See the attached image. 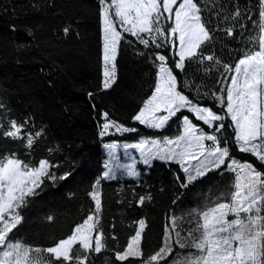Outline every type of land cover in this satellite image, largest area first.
Listing matches in <instances>:
<instances>
[{
    "label": "snow or ice",
    "instance_id": "6c2138e0",
    "mask_svg": "<svg viewBox=\"0 0 264 264\" xmlns=\"http://www.w3.org/2000/svg\"><path fill=\"white\" fill-rule=\"evenodd\" d=\"M31 9L56 13L58 3ZM95 11L100 79L87 96L114 89L120 58L131 51L152 69L131 121L158 131L175 124L176 133L121 143L112 137L138 128L98 110L97 136L111 142L85 190L90 206L68 232L34 243L22 232L26 210L87 161L64 155L47 124L34 113L16 114L0 97V264H98L104 253L103 264H264V0H96ZM77 24L67 22L63 37L78 38ZM120 149L130 162H122ZM156 161L176 169L161 241L148 244L149 220L140 216L121 244L116 223L104 220V182L133 178L136 187L120 186L116 202L143 208L155 194L138 165L150 169ZM198 184L195 206H186Z\"/></svg>",
    "mask_w": 264,
    "mask_h": 264
},
{
    "label": "trees",
    "instance_id": "16d2710c",
    "mask_svg": "<svg viewBox=\"0 0 264 264\" xmlns=\"http://www.w3.org/2000/svg\"><path fill=\"white\" fill-rule=\"evenodd\" d=\"M43 0H0V97L18 115L34 113L36 122L48 125L49 136L58 143L63 154L74 158L79 167L75 176L63 187L49 186L26 210L27 223L23 234L34 243L46 244L49 237L66 233L79 222L83 209L90 206L85 190L92 179L99 174L105 163L104 144L109 138L97 136L98 110H109L114 118L127 121L128 126L138 128L136 133L115 134L112 139L121 143L136 142L141 137L174 135L176 125L165 130H154L132 122L130 117L141 97L151 84L152 69L148 62L126 52L119 61V82L114 89L97 95L95 100L87 96L96 91L100 79V31L96 15V0H57L58 11L51 13L33 12L31 5ZM77 21L79 37L64 38L63 26ZM15 26V31L12 26ZM32 28L34 35L27 30ZM25 45V47H20ZM236 47V45H233ZM97 105L93 110L92 104ZM44 145H40L42 153ZM142 179L151 185L155 200L143 208L118 204L116 190L136 187L133 179L119 178L106 181L104 220L115 222L116 231L123 244L131 234L127 227L140 216L149 220L148 244L157 245L162 238L165 214L174 198L172 172L163 162L156 161L146 169L141 166ZM201 185H196L187 195L186 206H195L194 193ZM164 188L165 191H159ZM138 192L141 188L136 189ZM75 192V198L68 194ZM130 195V194H129ZM54 214L55 222L49 224L44 217ZM98 258L103 264L104 256Z\"/></svg>",
    "mask_w": 264,
    "mask_h": 264
},
{
    "label": "rangeland",
    "instance_id": "374dc122",
    "mask_svg": "<svg viewBox=\"0 0 264 264\" xmlns=\"http://www.w3.org/2000/svg\"><path fill=\"white\" fill-rule=\"evenodd\" d=\"M104 152L106 153V157H105V161H106L108 159V155H107V150L105 148H104ZM129 152L131 153V155L136 156L137 159H138V153H135L134 150H129ZM119 154H120V157H121L122 162H124V163L130 162V160L128 158V155L125 154V152H124L123 149H120L119 150ZM141 166H144V165L139 164L138 165V168L141 169ZM119 178H121V179L122 178H125V179H133V178H129L127 176H120Z\"/></svg>",
    "mask_w": 264,
    "mask_h": 264
}]
</instances>
